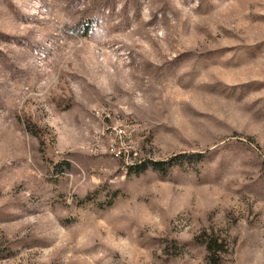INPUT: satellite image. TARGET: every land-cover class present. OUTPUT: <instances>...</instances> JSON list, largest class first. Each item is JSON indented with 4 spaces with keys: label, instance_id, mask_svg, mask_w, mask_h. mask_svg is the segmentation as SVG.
I'll list each match as a JSON object with an SVG mask.
<instances>
[{
    "label": "rangeland",
    "instance_id": "rangeland-1",
    "mask_svg": "<svg viewBox=\"0 0 264 264\" xmlns=\"http://www.w3.org/2000/svg\"><path fill=\"white\" fill-rule=\"evenodd\" d=\"M213 263L264 264V0H0V264Z\"/></svg>",
    "mask_w": 264,
    "mask_h": 264
},
{
    "label": "trees",
    "instance_id": "trees-1",
    "mask_svg": "<svg viewBox=\"0 0 264 264\" xmlns=\"http://www.w3.org/2000/svg\"><path fill=\"white\" fill-rule=\"evenodd\" d=\"M201 155L202 154H196L193 156H189V157L186 156V157L195 162V161H199V159L202 157ZM176 160H177L176 157H171L167 161H160V162H152V161L146 160V159H138L137 161H134L131 165H127L125 168L128 170H133V171L137 172L140 169H144L146 166H150L154 170H156L158 172H162V170H164V168L167 165L175 163ZM204 247H205L207 252H209L213 255H214V253H216V251L221 250L220 245H218L216 243V241H214L212 239H209L208 241H206L204 243ZM210 258L212 259V256ZM213 264H216V263H213Z\"/></svg>",
    "mask_w": 264,
    "mask_h": 264
},
{
    "label": "built area",
    "instance_id": "built-area-1",
    "mask_svg": "<svg viewBox=\"0 0 264 264\" xmlns=\"http://www.w3.org/2000/svg\"><path fill=\"white\" fill-rule=\"evenodd\" d=\"M111 135L115 139L114 141L118 142V147H112L110 146V153L113 157L121 161V163L126 167L127 165H131L134 161H137L138 159L134 158L132 155V152L125 151L122 146L123 142H129L131 141L130 135H125V130L123 127L114 126L111 129Z\"/></svg>",
    "mask_w": 264,
    "mask_h": 264
}]
</instances>
